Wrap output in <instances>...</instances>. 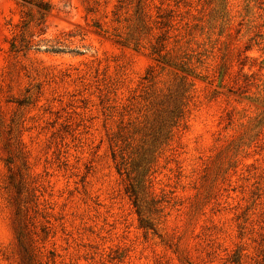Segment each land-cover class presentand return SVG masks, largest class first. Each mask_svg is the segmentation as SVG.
Here are the masks:
<instances>
[{
  "label": "rangeland",
  "instance_id": "1",
  "mask_svg": "<svg viewBox=\"0 0 264 264\" xmlns=\"http://www.w3.org/2000/svg\"><path fill=\"white\" fill-rule=\"evenodd\" d=\"M0 264H264V0H0Z\"/></svg>",
  "mask_w": 264,
  "mask_h": 264
},
{
  "label": "trees",
  "instance_id": "2",
  "mask_svg": "<svg viewBox=\"0 0 264 264\" xmlns=\"http://www.w3.org/2000/svg\"><path fill=\"white\" fill-rule=\"evenodd\" d=\"M15 47V44H13ZM52 51H56L55 49L52 48ZM182 87V86H181ZM187 91L183 88H176L174 90H171L165 103L166 104H160V114L156 116L155 119L152 120L151 123H148L150 126V133L148 136L149 140L147 139V143L145 142L144 144H147L149 147L146 149L144 152L145 156H142L143 159L146 160V162H143L144 164L141 165V170L142 172H145V170H148L150 167L151 160H149V156H151V149L153 150L154 148L158 147L161 145L164 141L169 139L171 136L172 129L177 128L181 121L184 119L185 116V93ZM163 107V108H162ZM165 109L164 111H162ZM155 111V110H154ZM114 147H118V141L114 140ZM141 146V145H140ZM144 149L143 147H141ZM149 151V153H148ZM119 162H118V171L119 173L125 172L127 173V178L130 182L129 186L131 191H134V184L132 182V172H131V160L129 156H126V159L122 156V149L119 151ZM114 157H116V152L114 153ZM136 198V197H135ZM137 199V198H136ZM138 200H135V203H137Z\"/></svg>",
  "mask_w": 264,
  "mask_h": 264
}]
</instances>
